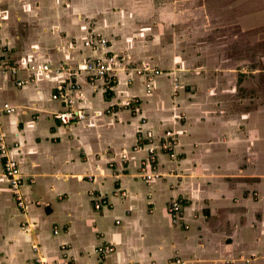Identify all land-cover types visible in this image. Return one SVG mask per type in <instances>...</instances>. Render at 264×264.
Wrapping results in <instances>:
<instances>
[{
	"label": "crops",
	"instance_id": "0c3cea01",
	"mask_svg": "<svg viewBox=\"0 0 264 264\" xmlns=\"http://www.w3.org/2000/svg\"><path fill=\"white\" fill-rule=\"evenodd\" d=\"M141 1L0 0V104L16 107L0 113V129L24 203L0 155V264H37V255L45 264H264V0H211V10L196 0L195 24L187 9L156 24ZM89 32L118 59L110 88L84 69L104 54L84 45ZM39 64L50 69H29ZM124 65L160 70L150 93ZM71 82L78 88L52 98ZM65 97L84 119L54 117ZM147 128L177 139L174 158L157 150L164 174L152 182L139 175ZM99 245L112 251L97 254Z\"/></svg>",
	"mask_w": 264,
	"mask_h": 264
},
{
	"label": "built area",
	"instance_id": "2783aa9c",
	"mask_svg": "<svg viewBox=\"0 0 264 264\" xmlns=\"http://www.w3.org/2000/svg\"><path fill=\"white\" fill-rule=\"evenodd\" d=\"M85 46H91L97 51L104 52L102 56L89 57L86 59L84 64L85 71L89 74V82L94 84V80L98 77H101L105 80L106 88L111 87L113 77L118 69V59L114 54H109L105 50L108 47L109 43L105 36L99 33L89 32L86 39L84 40ZM6 68H3L5 70ZM30 70H43L48 71L50 67L47 64L39 65H30ZM124 70L132 71L136 75H145V91L150 93L151 91V82L153 76L157 75L160 70L156 67L150 65H142L139 67H132L128 65L123 66ZM18 67L11 66L9 71L12 74H16ZM59 69H56V71ZM174 87L177 85V78H175ZM23 81H17L16 85L20 86ZM78 88V85L74 82L69 83L68 85L60 84L57 87V91L52 94L53 99H58L59 97H64L66 92L69 90H74ZM133 102L136 103L135 99H127L124 101V106H131ZM74 100L69 97L64 98L65 109L53 111L52 114L56 119H58L62 124H69L76 120H82L85 118V112L80 108L73 107ZM16 110V107L4 102L0 104V113H12ZM142 139L145 141V148L147 150V158L141 162L139 175L146 182H152L154 180L160 179L164 173L158 170V160H157V150L159 152L167 154L170 158H174L175 148L177 146V139L171 129H165L163 131L162 137L156 138L155 133L152 128H147L142 136ZM14 147L18 146L17 143L13 144ZM136 149L142 148L141 145L135 147ZM0 155L2 156V172L6 177L11 191L13 192L14 198L17 204L20 207L24 206L23 197L20 190V185L22 183L23 177L20 170L18 161L10 155L9 146L5 139V133L0 129ZM93 194V192H90ZM106 203L104 199H97L94 206L96 208L101 207L102 204ZM182 200L181 199H172L169 200L166 206L167 212L171 217L172 222H176L180 217L182 210ZM56 232V230H54ZM34 250H37V247L34 246ZM94 251L97 254H109L112 251L111 246H96ZM37 264H45L46 259L42 256L37 255L34 258ZM180 260H176L174 264H182Z\"/></svg>",
	"mask_w": 264,
	"mask_h": 264
},
{
	"label": "rangeland",
	"instance_id": "374dc122",
	"mask_svg": "<svg viewBox=\"0 0 264 264\" xmlns=\"http://www.w3.org/2000/svg\"><path fill=\"white\" fill-rule=\"evenodd\" d=\"M208 3L210 5H207V8L209 10L212 9L211 7V0H208ZM198 6V2L196 0H188V2H181V1H176V0H142L141 1V7L144 9H150V12H153L156 15H160L161 17H156V24H159L161 22L165 23V17H163L162 15L164 14V12L167 10L169 11L170 9H173L175 12L180 13V10L182 9H187L188 10V22L190 24H195L196 23V9ZM206 9V10H208ZM186 10V11H187ZM162 14V15H161ZM153 19V18H152ZM142 24L147 26L149 25L148 22H145L144 20H141ZM154 22V21H153ZM206 24H210V22L206 21ZM181 35V34H180ZM211 33H208V37H210ZM146 38L151 39H156V37H154V33H148L146 35ZM164 40V37H163ZM163 44V43H162ZM255 53V51H254Z\"/></svg>",
	"mask_w": 264,
	"mask_h": 264
},
{
	"label": "trees",
	"instance_id": "16d2710c",
	"mask_svg": "<svg viewBox=\"0 0 264 264\" xmlns=\"http://www.w3.org/2000/svg\"><path fill=\"white\" fill-rule=\"evenodd\" d=\"M133 106V105H132Z\"/></svg>",
	"mask_w": 264,
	"mask_h": 264
}]
</instances>
